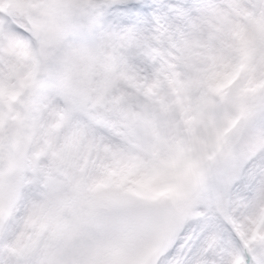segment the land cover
I'll return each instance as SVG.
<instances>
[{"label": "snow or ice", "instance_id": "6c2138e0", "mask_svg": "<svg viewBox=\"0 0 264 264\" xmlns=\"http://www.w3.org/2000/svg\"><path fill=\"white\" fill-rule=\"evenodd\" d=\"M0 264H264V0H0Z\"/></svg>", "mask_w": 264, "mask_h": 264}]
</instances>
